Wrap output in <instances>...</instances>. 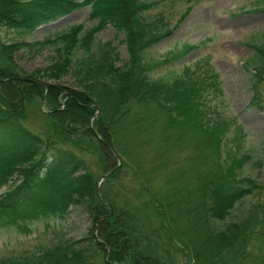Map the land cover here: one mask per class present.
Here are the masks:
<instances>
[{
  "label": "trees",
  "instance_id": "obj_1",
  "mask_svg": "<svg viewBox=\"0 0 264 264\" xmlns=\"http://www.w3.org/2000/svg\"><path fill=\"white\" fill-rule=\"evenodd\" d=\"M152 7L144 0H0V27L21 33L86 8L88 20L96 22L57 35L53 43L62 46L60 63L33 73L15 62V55L29 44H0V191L15 175L21 177L0 194V225L29 232L28 223L64 219L72 207L84 210L93 222L80 240L61 238L38 255L22 254L0 264H165L161 254L169 249L181 264H264V200L251 205L245 217L229 220L237 204L264 187L252 178H238L250 157L233 151L223 157L230 122L208 108L202 95L205 88L221 93L216 75L205 72L202 82L193 79L199 65L171 81L150 79L154 67L194 49L184 46L162 61L146 60V51L170 35L156 33L153 23L143 18ZM107 26L123 35L127 61H120L112 43L102 45L96 56L90 52L96 35ZM251 48V105H258L264 42ZM80 49L91 53L81 72L83 90L40 80L66 70L71 53ZM34 99L48 107L52 136L38 135L21 123ZM72 135L95 139L103 174L113 170L114 161L105 144L124 159L121 167L129 169L127 160L131 163L139 193L148 198L136 211L155 227L143 230L135 211L119 208L105 192H100V201L98 178L81 157L58 145ZM131 138L142 140L129 143ZM188 149L182 160L180 152ZM107 203L113 207L112 217ZM100 218L104 220L97 225Z\"/></svg>",
  "mask_w": 264,
  "mask_h": 264
},
{
  "label": "rangeland",
  "instance_id": "obj_2",
  "mask_svg": "<svg viewBox=\"0 0 264 264\" xmlns=\"http://www.w3.org/2000/svg\"><path fill=\"white\" fill-rule=\"evenodd\" d=\"M144 1L153 3V7L144 13L143 18L153 23L156 33L161 35L170 31L169 36L146 51V60L162 61L169 52L181 51L184 46L194 47L182 57L154 67L150 71V79L171 81L181 76L185 69L193 71L199 65L200 68L195 71L193 79L201 81L207 76L205 72L216 75L217 87L221 93L214 94L212 89L205 88L202 95L208 108L217 111L224 120L230 122L229 131L223 142L225 147L223 157L227 151L236 152L238 156L250 157L249 162L239 172L238 178H252L264 187V82L257 88L258 105H251L253 91L250 78L254 70L249 66L255 60L251 46L264 42V0ZM88 13L87 8L74 11L38 27L32 33H21L19 30L0 27V44H29L15 55L17 66L26 73L46 70L53 64L60 63L59 60L62 58L58 53L61 44L53 43L57 35L74 25L83 24L86 29L95 25V21L88 20ZM47 40L50 43L46 42ZM123 40L122 34H117L113 28L107 26L96 35L90 52L96 56L102 45L112 43L117 48L120 61L125 62L128 60V54ZM90 54L81 49L73 51L69 57L70 65L66 70L56 72L58 75H53V78L45 74L40 80L47 84L83 90L80 85L83 78L81 72ZM121 62L116 63V66H121ZM48 111V107L41 100L34 99L26 106V118L21 123L26 129L38 135L52 136ZM208 117L215 120L214 116ZM236 136H240V139L237 140ZM68 140L58 141V145L81 157L99 181L104 174L101 169L99 145L95 139L80 136L77 139L72 135ZM140 140L142 139L131 138L129 143ZM190 152L189 149L180 152L182 160ZM119 158L122 164L123 158L120 156ZM127 163L129 169L118 167L119 161L114 157L113 170H119V174L115 178L101 181L98 185L99 194L105 192L111 195L119 208L128 207L135 211L138 224L143 230L153 228L155 225H147L142 213L136 211L143 199L148 198L139 193V184L132 174V169L135 168L128 160ZM20 180V175H15L13 180L1 189L0 194L12 189ZM158 180L160 178L157 179V183L161 182ZM263 200L264 188L260 194L254 193L237 204L229 220L245 217L251 205L262 203ZM102 220L104 218H100L97 225ZM92 224L90 216L84 210L72 207L64 219L49 218L28 223L29 232L0 225V260L22 254L38 255L61 238L80 240ZM158 242L162 243L159 240ZM168 253L161 254V260L165 264L182 263L181 258L171 249Z\"/></svg>",
  "mask_w": 264,
  "mask_h": 264
},
{
  "label": "water",
  "instance_id": "obj_3",
  "mask_svg": "<svg viewBox=\"0 0 264 264\" xmlns=\"http://www.w3.org/2000/svg\"><path fill=\"white\" fill-rule=\"evenodd\" d=\"M105 147H106L107 149H109V150L111 151V153L113 154V156L116 157V158L118 159V161H119L118 167H120V166H121V161H120L119 155L114 151V149H113L111 146L105 144ZM115 170H116V169H115ZM115 170H113V171H111V172H115ZM109 175H110V173H108V174H106V175H102V176L100 177L99 181H98L97 184H96V195H97V197L100 199V201H102V199L100 198V194H99V191H98V185H99V183H100L101 181L105 180ZM107 205H108L109 208H110V210H109V212H110L109 216H112V215H113V209H112V206H111V204H109V203H107Z\"/></svg>",
  "mask_w": 264,
  "mask_h": 264
}]
</instances>
